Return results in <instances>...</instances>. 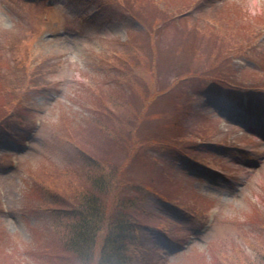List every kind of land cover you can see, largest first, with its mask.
Here are the masks:
<instances>
[{"label": "rangeland", "instance_id": "obj_1", "mask_svg": "<svg viewBox=\"0 0 264 264\" xmlns=\"http://www.w3.org/2000/svg\"><path fill=\"white\" fill-rule=\"evenodd\" d=\"M48 1L53 0H0V90L10 87V83L14 86L12 96L0 93V125L6 121L0 126V255L10 252V260L16 257L20 264H48L49 245L56 240L57 201L50 194H68L63 184L67 177L74 182L82 179L58 171L71 170L79 163L77 147L96 156L82 145L79 134L96 119L97 106L87 89H109L106 82H111L117 73L110 62L114 46L130 41L141 30L129 7L138 11L139 19L156 28L165 18L163 15L171 14L169 11L180 3L194 4L193 13L188 15L208 31L202 33L205 55L215 57L241 45L242 50L235 51L239 56H234L237 58L233 66L246 70L242 72L243 80L254 78L250 72L254 68L264 69V0H55L60 3L57 7L45 9ZM151 6L156 7L154 12ZM239 27L247 43H227L241 39L234 32ZM62 29L65 34L58 35ZM176 31L165 33L163 41L181 44L195 36L187 27L180 34ZM224 36L229 40L225 41ZM187 44V53L196 50L203 54L191 42ZM161 58L165 62V57ZM232 79L238 77L234 75ZM204 81V86L195 89L191 84L187 89L190 88V111L204 124L203 129H212L206 130L211 133L209 141L192 145L195 151L186 152L183 160L169 154L157 156L165 173L180 183L176 185L180 192L174 193L161 183L156 184L157 189L188 210L197 205L198 223L189 221V215L182 220L179 205L147 195L146 208L165 223L158 221L157 229L141 232L140 244L134 247L139 256L134 264H217L219 258H225L227 264L262 263L246 238L258 236L263 227L252 217L264 212V140H251L247 128L236 125L238 119L243 124L250 121L238 115L239 99L223 97L210 81ZM250 89L255 92L250 108L255 113L258 110L255 118L264 136V89ZM143 92L146 97L149 90ZM168 96L160 101L156 113H142L149 115V120L156 115L154 123L144 120L162 128L165 138L176 142L177 133H182L173 128L178 120L173 111L178 96ZM106 97V105L113 111L133 108L127 102L118 106L110 93ZM7 99L16 101L4 110L1 106ZM8 115L13 117L5 119ZM98 124L108 134L115 131L118 121L105 118ZM88 133L84 140L93 137ZM134 161L125 156L119 159L124 168L130 165L127 173L132 178L144 180L148 169ZM84 189L82 182L75 188L80 192ZM208 211L216 221L206 234L193 235L195 238L189 242L186 238L172 239L175 228L185 237L199 230L200 220ZM166 228L174 229L168 238L162 235ZM183 242L188 245L180 247ZM212 245L219 250L215 258L209 249Z\"/></svg>", "mask_w": 264, "mask_h": 264}, {"label": "trees", "instance_id": "obj_2", "mask_svg": "<svg viewBox=\"0 0 264 264\" xmlns=\"http://www.w3.org/2000/svg\"><path fill=\"white\" fill-rule=\"evenodd\" d=\"M193 6L194 4L180 3L169 11L171 14L163 15L165 18L161 17V22L156 28L144 22L145 19H139L138 11L135 12L129 7V11L142 24L143 29L130 41L114 46L116 48L109 60L117 73L111 82H106L109 89L106 90L105 86L96 88V91L87 89L93 97L92 102L97 106L94 112L96 119L89 125V129L81 130L79 134L82 137V145L90 148L96 156L82 146L77 147L76 159L79 163L71 170L58 171L62 175L75 174L82 179L74 182L67 177L63 184L68 189V194L60 191L58 194H50L57 201L54 224L56 240L49 245L48 264H134L138 255L135 248L142 239L141 232L155 229L160 225L159 222H164L146 208V196L153 194L179 205L175 203L176 199L164 196V192L157 189L156 184L161 183L159 185L166 186L176 193L179 187L176 188V185H180L165 173V168L159 163L158 154L177 157L190 148L193 149L198 141L209 140L211 134L206 130L212 129H203L204 124L190 111L188 86L192 84L197 89L198 85L204 86V80H208L209 84L230 95H238V92L246 90L249 85L261 86L264 89V69L254 70L252 73L255 75H251L254 78L232 79L236 74L231 65L232 55L235 51L242 50L241 45L223 51L227 52L225 55L223 52H219L215 57L205 55L202 33L208 34V31L204 25H197L196 19L188 15ZM151 10L154 12L156 7L151 6ZM186 27L192 30V34L194 32L195 36L191 37L193 41L186 40L181 44H166L163 41L167 37L165 33H173L178 29L175 34H180V30L185 32ZM234 32L241 39L227 43L242 44L247 41L246 35L241 34L240 27L235 28ZM224 37L225 41L229 40L228 36ZM187 42H191V46L194 49L197 47L203 54L200 55L196 50L187 53ZM155 51L160 54L154 55ZM161 57H165V62ZM198 77H203V80H193ZM256 79L259 80L257 83ZM9 86L0 90V93L5 92L12 96L14 86L11 83ZM144 89L149 90L146 97L143 95ZM195 89L192 87V90ZM108 93L115 97L118 106L127 102L133 106L132 110L113 111L106 105L105 98ZM128 93L132 96L130 99H126L130 96ZM173 93L180 98L173 109L178 117L173 128L182 131L177 133L176 142L166 139L163 129L145 121L144 119L149 120V115L142 113H156L157 106L164 96L169 95L168 99L174 98ZM13 101L16 100L7 99L1 107L4 110L10 108L9 104ZM103 116L108 121L117 118L118 125L116 124L115 131H112L113 135L112 132L107 134L108 131L103 125L98 126L99 119H105ZM155 119L156 115L152 114L149 121L154 123ZM142 127H145V130H142ZM89 131L93 137L84 140L83 137L88 136ZM122 156L144 164L149 171L144 180L137 181L127 173L130 165L124 168L119 163ZM81 182L85 184V189L80 192L75 188ZM179 206L189 213L187 215L191 218L197 217V205L189 206L192 210L183 205ZM252 218L254 223L263 227L258 236H247L246 242L256 255L259 253L257 260L264 264V212H257ZM173 230L166 228L163 233L169 235ZM209 249L215 258L219 250L215 245ZM8 253L10 252H2L0 264H20L15 261L16 257L11 261ZM217 264H227V260L219 258Z\"/></svg>", "mask_w": 264, "mask_h": 264}]
</instances>
